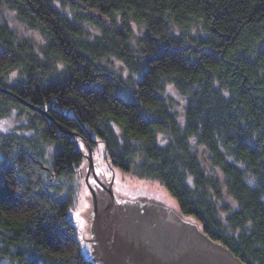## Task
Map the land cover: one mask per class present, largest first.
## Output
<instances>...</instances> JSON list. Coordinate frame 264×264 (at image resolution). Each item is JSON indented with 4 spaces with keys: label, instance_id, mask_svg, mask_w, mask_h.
I'll return each mask as SVG.
<instances>
[{
    "label": "trees",
    "instance_id": "trees-1",
    "mask_svg": "<svg viewBox=\"0 0 264 264\" xmlns=\"http://www.w3.org/2000/svg\"><path fill=\"white\" fill-rule=\"evenodd\" d=\"M68 4L73 16L0 0L44 36L36 47L0 20V117L26 115L25 132L0 131V264H93L68 189L84 159L74 136L92 148L93 133L111 164L158 179L210 239L264 264V0ZM167 83L188 97L183 118Z\"/></svg>",
    "mask_w": 264,
    "mask_h": 264
},
{
    "label": "rangeland",
    "instance_id": "rangeland-1",
    "mask_svg": "<svg viewBox=\"0 0 264 264\" xmlns=\"http://www.w3.org/2000/svg\"><path fill=\"white\" fill-rule=\"evenodd\" d=\"M69 0H54L55 4L68 16H73L74 11L73 8L68 4ZM0 20L7 22L11 28L17 33L19 37H29L33 40L36 47L40 43L44 41V36L40 33L37 28H33L29 26L26 22L21 20L17 12L14 9L7 7L6 5H0ZM134 30L137 34L140 33L141 29L138 25L133 23ZM87 30L89 31L91 36L99 33V30L89 24L86 26ZM114 65L121 69L125 74L129 73V70L124 65V63L116 58H113ZM17 74V71L12 73V77ZM164 95H167L172 100L173 108L177 112L179 118H183L184 108L188 103V97L184 93H182L173 83H167L164 91ZM73 114V110H68ZM26 122V115L20 113L17 109L12 110L9 114L0 117V131L9 132V131H17V132H25L22 129V126ZM91 138L95 139L96 142L93 144L92 150V157L95 159V163L102 167L104 175L106 179L111 178V167L110 161L105 155V147L104 142L96 135L91 134ZM159 138L161 141H166V137L160 133ZM79 143V147L85 149L84 142L82 139L77 138ZM82 151V150H81ZM199 159L201 160L202 164L207 168L208 172L211 170L210 160L208 159V151L207 149L201 144H199ZM84 155L86 153L83 151ZM229 159H233L229 157ZM86 164H89V161L86 157H84L81 166L77 169V173L74 175L72 179L68 181V189L72 190L73 194V205L70 208V218L72 220L78 219V226L83 229L84 235L82 230L77 226V221L75 220L74 223L78 229L79 234V241H80V248L82 253L89 258L93 264H99L95 255L92 253L91 248L89 247V243L84 244L82 240H84V236L86 238H91L92 229H91V218L86 215L83 210L86 208H91L94 201L89 196L92 194L90 185L84 175L87 174ZM112 165L113 168V176L112 182L117 186L120 191H132L134 193L138 192V190L142 189L143 192H147L148 195L151 193H155L162 197L165 201L172 204L181 214L180 208L177 204L176 199L168 192L165 186L155 178H148L142 177L139 175L138 172H127L122 170L116 165ZM90 175L93 174V169L89 171ZM249 183H253V180L247 177ZM186 219H191L192 221L197 222V220L190 215H182ZM198 223V222H197ZM200 230L203 234L202 225L199 222ZM207 237L208 235L205 234ZM212 240V239H211ZM87 239L84 240L86 242ZM90 241V240H89ZM216 242V241H214ZM98 262V263H97ZM245 264V263H244Z\"/></svg>",
    "mask_w": 264,
    "mask_h": 264
},
{
    "label": "water",
    "instance_id": "water-1",
    "mask_svg": "<svg viewBox=\"0 0 264 264\" xmlns=\"http://www.w3.org/2000/svg\"><path fill=\"white\" fill-rule=\"evenodd\" d=\"M69 133L76 134L73 131H69ZM74 137L76 139L80 138L78 136ZM80 139L83 140L85 147V149L80 147V150L86 153L84 157H86L89 161V164H86L87 174L84 176L86 177L92 192L89 197L94 201L91 208L83 210V212L91 218V229L94 217L96 216L95 210L100 211L102 206L106 207L109 203H111L110 206L112 208H118L124 213L130 212L131 209H134V211H137L138 214H142L144 212L142 210L143 206L153 204L164 208L166 211L180 215V212L172 204L168 203L155 193L148 195L147 192H143L142 189L138 190L136 193L132 191H120L112 182V165L110 164L111 178L106 179L101 165L98 166L95 163V159L91 155V146L85 142L83 138ZM92 169L93 174L90 175L89 171ZM139 217L140 216L138 215V218ZM75 220L77 221L78 226V219ZM144 220H149V217L144 216ZM153 220L154 223L152 222L151 224L154 225L150 224L149 227V222L147 221V225L145 226L148 227L146 228L147 233H145V235L149 234L152 238L150 243L153 245V248L147 252V258L143 256L145 260L143 264H244L227 247L221 243L214 242L203 234L200 230L199 223L192 221L191 219H187V221L193 222V224L186 222L187 227L190 226L193 231L197 232L199 237L197 240L181 236V234H178L177 229L174 226H170L167 223L163 224L158 220V218ZM139 226L140 225L135 226L133 229H136ZM79 228L82 230L84 235L83 229L81 227ZM92 235L93 233L91 236ZM85 239H87L86 242H84ZM89 239L90 238H86L84 236V240L82 241L86 244L89 243ZM138 260L140 261V257Z\"/></svg>",
    "mask_w": 264,
    "mask_h": 264
},
{
    "label": "flooded vegetation",
    "instance_id": "flooded-vegetation-1",
    "mask_svg": "<svg viewBox=\"0 0 264 264\" xmlns=\"http://www.w3.org/2000/svg\"><path fill=\"white\" fill-rule=\"evenodd\" d=\"M110 204L106 207L102 206L100 211L95 210L96 216L92 225L93 235L89 239V247L99 264H143L145 262L143 256L146 257L147 252L153 248L150 243L152 238L149 234L145 235L146 228H148L145 227L146 222H149L150 227L155 218H158L163 224L174 226L181 236L194 240L199 238L192 227H187L186 222L189 224H193V222L187 221L181 213L177 215L153 204L143 206L142 214H138L134 209L124 213L118 208H112ZM144 216H148L149 220H144ZM138 225H140L138 228L133 229Z\"/></svg>",
    "mask_w": 264,
    "mask_h": 264
}]
</instances>
